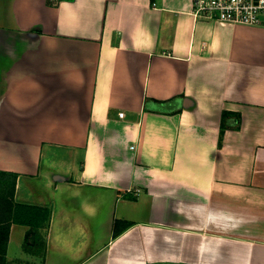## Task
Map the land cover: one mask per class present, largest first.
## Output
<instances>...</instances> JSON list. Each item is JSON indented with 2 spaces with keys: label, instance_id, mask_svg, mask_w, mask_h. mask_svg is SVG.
<instances>
[{
  "label": "crops",
  "instance_id": "crops-1",
  "mask_svg": "<svg viewBox=\"0 0 264 264\" xmlns=\"http://www.w3.org/2000/svg\"><path fill=\"white\" fill-rule=\"evenodd\" d=\"M192 7L0 0L6 264H264V26Z\"/></svg>",
  "mask_w": 264,
  "mask_h": 264
},
{
  "label": "built area",
  "instance_id": "built-area-1",
  "mask_svg": "<svg viewBox=\"0 0 264 264\" xmlns=\"http://www.w3.org/2000/svg\"><path fill=\"white\" fill-rule=\"evenodd\" d=\"M192 14L196 19L264 26V0H193Z\"/></svg>",
  "mask_w": 264,
  "mask_h": 264
},
{
  "label": "trees",
  "instance_id": "trees-1",
  "mask_svg": "<svg viewBox=\"0 0 264 264\" xmlns=\"http://www.w3.org/2000/svg\"><path fill=\"white\" fill-rule=\"evenodd\" d=\"M158 103L164 104L167 103L168 100H158ZM227 111H224L223 113V118H222V127H221V136H220V143L222 142V138L224 135V132L226 130V127H228V121H227ZM241 120L238 117L237 119V125L239 126ZM15 180H16V175H15ZM46 213V220L50 219V213L51 210L49 208L45 209ZM19 221L23 223H27L30 225V228L28 229L26 233V239L24 242V248L28 250L29 252L37 255H43V258L46 257V251H47V243H46V237H42V232H41V224L40 220L38 221L37 219H26V218H20L18 219ZM2 221V220H1ZM129 223L127 222L126 225ZM3 225V224H2ZM125 225V226H126ZM46 226V225H45ZM124 226V227H125ZM9 228H10V220H8L7 223H5L2 227H0V264H6V247H7V242L9 238ZM122 229L117 228V223H116V229H115V235L120 233Z\"/></svg>",
  "mask_w": 264,
  "mask_h": 264
},
{
  "label": "rangeland",
  "instance_id": "rangeland-1",
  "mask_svg": "<svg viewBox=\"0 0 264 264\" xmlns=\"http://www.w3.org/2000/svg\"><path fill=\"white\" fill-rule=\"evenodd\" d=\"M42 231L44 232V229H42ZM38 264V263H37Z\"/></svg>",
  "mask_w": 264,
  "mask_h": 264
}]
</instances>
